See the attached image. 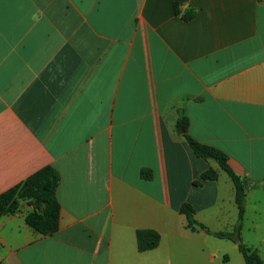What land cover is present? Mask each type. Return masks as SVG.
Returning <instances> with one entry per match:
<instances>
[{"label":"crops","instance_id":"crops-1","mask_svg":"<svg viewBox=\"0 0 264 264\" xmlns=\"http://www.w3.org/2000/svg\"><path fill=\"white\" fill-rule=\"evenodd\" d=\"M180 113L246 180L242 228L249 206L264 217L262 1L0 0V193L60 177L56 233L26 225L31 207L1 217L0 264H214L209 222L233 228L234 186L191 153ZM144 229L160 241L138 252Z\"/></svg>","mask_w":264,"mask_h":264},{"label":"trees","instance_id":"trees-1","mask_svg":"<svg viewBox=\"0 0 264 264\" xmlns=\"http://www.w3.org/2000/svg\"><path fill=\"white\" fill-rule=\"evenodd\" d=\"M264 3V0H260ZM177 12V9L175 10ZM192 12H187L184 19L192 18ZM188 120L185 115L180 113L176 122V130L184 132V138L191 153L201 159H211L218 163L222 171L230 178L234 186V201L237 208V219L231 231H220L208 233L216 238L225 239L232 242L240 239V231L242 228L243 216L245 212V189L246 180L237 176L228 165V156L216 147L202 144L186 133ZM140 177L145 180L152 179V171L150 169H142ZM218 174L215 170L209 168L204 171L198 180L193 182L195 186H200L206 181H216ZM60 177L58 172L51 166H45L24 181L10 187L0 193V218L4 216H13L20 212L23 206L31 207L24 221L26 225L33 231L44 235L52 236L58 229L59 222V204L56 198V190L58 188ZM20 204L21 201H25ZM178 212L185 216L187 227L192 231L205 229V226L196 222L194 219L195 209L188 203H182ZM160 241V235L150 229L138 230L136 232V246L138 252H146L156 248ZM238 251L242 256L244 264H264L257 250L240 243ZM226 256L224 257V260Z\"/></svg>","mask_w":264,"mask_h":264},{"label":"rangeland","instance_id":"rangeland-1","mask_svg":"<svg viewBox=\"0 0 264 264\" xmlns=\"http://www.w3.org/2000/svg\"><path fill=\"white\" fill-rule=\"evenodd\" d=\"M224 222H219L216 219L210 220L211 231L213 233L217 229L221 231H231V225L233 224L228 214L224 216ZM255 224H264V217H260L255 213L251 206L247 209V215L245 216L243 228L240 231V239L235 242L219 239L209 233V241L207 247L214 253L216 260L214 264H244L241 254L238 251V245L243 243L253 249H256L260 258L264 263V227L262 226L261 231L257 232V229H253ZM239 242V243H238ZM226 259L224 260V257Z\"/></svg>","mask_w":264,"mask_h":264},{"label":"water","instance_id":"water-1","mask_svg":"<svg viewBox=\"0 0 264 264\" xmlns=\"http://www.w3.org/2000/svg\"><path fill=\"white\" fill-rule=\"evenodd\" d=\"M25 202H27V200H25V201H21L20 204L22 205V204H24ZM238 243H239V242H238Z\"/></svg>","mask_w":264,"mask_h":264}]
</instances>
